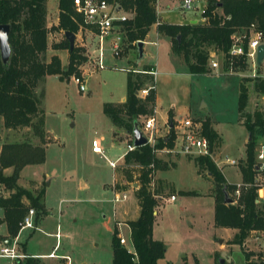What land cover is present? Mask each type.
<instances>
[{"label": "rangeland", "instance_id": "obj_1", "mask_svg": "<svg viewBox=\"0 0 264 264\" xmlns=\"http://www.w3.org/2000/svg\"><path fill=\"white\" fill-rule=\"evenodd\" d=\"M181 3V0H170L172 10L166 16L169 20L198 19L206 0H193L188 8H182ZM51 6L49 4L48 8ZM252 31V28L239 29L234 37L243 33L250 36ZM147 40L156 44L147 42L144 45L140 64H136V47L126 55L122 50L119 57H112L107 49L105 67L86 77L82 92L64 74L62 79L46 75L37 83L35 92L43 113L44 130L53 141L45 146L44 161L24 166L17 183L33 195L43 190V204L52 215L48 214L35 229L20 230L15 244L18 253L26 256L53 249L55 257L37 258L38 264H110L114 228L118 238L121 235L126 240L121 245L132 252L125 222L138 216L133 196L136 181L127 183L117 166L122 163L119 156L126 149V141L130 142L131 133L122 128L127 140L121 136L111 140L112 131L117 128L101 109L104 102H115L122 92L125 93V68L139 69L150 64L155 70L153 117L158 127L156 134L163 137L171 128L175 140L178 130L175 126L182 119L199 121L201 128L202 121L208 120L222 140L221 144L212 146L211 160L227 180L239 179L238 165L245 158L248 137L237 111L239 83L247 90L244 110L263 112V93L253 88L250 64L240 65L236 58L230 63L226 54L208 47L207 72L188 73L182 57L170 50L166 36H157L151 29ZM170 40L169 37V43ZM48 42L51 45L50 39ZM43 59L46 60V54ZM209 60L216 61L218 67L210 68ZM253 70L264 79V59ZM167 113H171L172 122L167 118L163 123ZM149 116L139 115L138 123ZM100 137L102 152L95 153L91 150V141ZM22 140L37 143L28 127L6 129L0 118V145ZM158 156L172 165L155 171L150 184V190L156 194L152 237L162 241L165 248L157 264H214L221 258L223 264H246L241 248L254 255L264 252L261 251L264 250L263 230L243 240L240 246L233 242V233L213 225L214 184L205 169L197 174L192 156L174 151H162ZM225 157L237 164H223ZM109 161L116 163L115 168ZM115 184L119 190L113 187ZM0 190L2 197L10 192L1 185ZM170 195L175 199L169 200ZM221 238L223 243L219 244L217 241ZM254 255L251 259L258 260ZM15 263V259L0 258V264Z\"/></svg>", "mask_w": 264, "mask_h": 264}, {"label": "trees", "instance_id": "obj_2", "mask_svg": "<svg viewBox=\"0 0 264 264\" xmlns=\"http://www.w3.org/2000/svg\"><path fill=\"white\" fill-rule=\"evenodd\" d=\"M114 1L123 10L132 13L121 26L126 41L134 42L135 46L137 40H143L149 26L156 23V31L171 38L169 48L175 55L182 57L188 73L207 72L206 63L210 55L207 48L211 47L226 54L231 42L230 36L239 29L252 28L261 32L264 38V0H206L200 11L202 22L181 24L158 22L154 0ZM44 4L45 0H0V24L9 26V54L5 62L0 59V118L4 128L28 127L37 139V143L22 140L0 145V185L10 191L7 196L0 197V221L5 224L6 237L11 239L17 235L19 223L28 208L34 210V223L41 215H45L43 190L33 195L17 184L20 170L26 165L42 163L45 146L53 141V137L44 130L43 113L38 107L39 99L35 92L37 83L45 75L53 74L62 79L63 74L65 77L78 74V66L85 60L80 47L73 45L68 49L65 37L62 41L51 44L53 49H67L65 68L61 67L56 55H51L48 61L43 59L47 48ZM57 9L56 28L75 33L80 17L74 12L71 0H57ZM238 63L243 65L241 59ZM149 67L144 65L136 72L125 68L124 101L102 104V112L110 122L127 133H131L132 123L137 121L139 115L153 114V77L139 71ZM143 86H148L147 95L139 98L135 95V90ZM253 88L264 94V79L254 78ZM246 100V87L239 83L237 111L239 122L247 129L249 139L245 142V158L238 165L241 182L237 197L233 196L236 185L225 181L209 156L199 155L192 159L197 174L205 169L214 184L213 225L235 229L233 242L240 246L251 231L264 229V204L254 202L256 192L251 183L254 172L253 147L264 137V112H246ZM167 118L172 122L171 113H167ZM202 134L208 140L209 150L213 145L219 144L220 138L208 120L202 121ZM172 143L173 134L170 128L167 135L156 138L153 146L146 143L123 153L122 163L117 165L118 171L127 183L136 181L133 196L138 206V216L125 222L132 252L119 243L116 229L112 230L110 264H157V260L163 256L164 243L151 236L156 194L150 190V184L155 171L172 165L156 158L155 152L162 148H171ZM8 167L11 168L10 173L3 174V170ZM113 187L118 189L116 184ZM225 195L230 198V203L224 201ZM240 250L246 264H264V252L254 255L242 248ZM253 255L258 260H252ZM15 264H38V260L37 257L25 256L22 261L16 259Z\"/></svg>", "mask_w": 264, "mask_h": 264}, {"label": "built area", "instance_id": "obj_3", "mask_svg": "<svg viewBox=\"0 0 264 264\" xmlns=\"http://www.w3.org/2000/svg\"><path fill=\"white\" fill-rule=\"evenodd\" d=\"M181 7L188 8L192 5L193 0H181ZM71 4L74 12H76L80 17L79 27H84L87 29L96 30L97 36V49L95 55L88 60L92 69L103 68V38L109 35L114 30H121V26L128 17L123 12H118L115 9V5L107 0H71ZM250 30V28H249ZM231 42L230 46L226 52V57L231 63L232 58L237 60L241 59L245 64L247 62L250 64L251 74L250 77L257 78L260 77L254 67L257 63V48L260 44H264V38L261 32L252 31V35L241 34L238 37H234V33L230 36ZM110 53L111 56L116 57L122 51V38L119 33H117L110 41ZM264 59V57H263ZM262 59V60H263ZM208 66L210 68H217L218 64L214 60H209ZM131 72H136L138 69H127ZM143 73H147L154 77L155 70L149 67L147 70H139ZM90 73L89 70L85 71V74ZM71 80L77 86L78 91L82 92L85 90V77L79 71L78 74H72L69 76ZM148 86H143L135 90V95L139 98H144L147 95ZM262 100V111L264 112V95H261ZM153 116L147 117L141 124H139V129L142 135L146 138V143L153 146L156 140V128L154 125ZM177 127V132L175 134V140H173L170 151L177 152L182 155L188 156H199L207 155L210 157V150L207 138L202 134V128L199 121H193L189 118H184L175 126ZM134 146L131 143L126 144V151L133 149ZM91 150L95 153H101V147L96 139L91 141ZM224 164L235 165L237 162L233 159L224 158ZM114 161H109V165L113 168L115 167ZM253 178L252 185L254 187V192H256V203H264V137L257 142L253 147ZM240 184V183H239ZM233 191V196L238 195V186ZM123 196V194H122ZM0 197H2L0 190ZM169 200H173L174 196L170 195ZM33 208H28L27 212L24 214L22 220L19 223V230L34 228L33 224ZM264 238V232L262 234ZM15 240H11L10 245H5L0 243V258H7L10 260L23 258L26 255L18 253L16 249ZM119 243L123 244V237H119ZM49 257L54 256L53 253L48 254ZM64 258L68 259L66 256ZM69 264V263H68Z\"/></svg>", "mask_w": 264, "mask_h": 264}, {"label": "crops", "instance_id": "obj_4", "mask_svg": "<svg viewBox=\"0 0 264 264\" xmlns=\"http://www.w3.org/2000/svg\"><path fill=\"white\" fill-rule=\"evenodd\" d=\"M49 0H45V27H46V30H47V33H46V43H47V48H46V51H45V54H46V61L49 60V57L51 55H56L58 58H59V61H60V65L61 67H63L64 65H66L67 63V49H62V48H58V49H53L51 48V45H50V42H48V40L50 39L52 42L51 44H54V43H58L60 41H62L63 37H64V31H62L61 29H57L56 28V25H57V21H58V9H57V0H50V2L48 3ZM112 4L115 5V9L118 11V12H123L124 14L128 13L127 17H131L132 16V13L130 11H126V10H123L122 7L118 4V2H113V1H110ZM169 2L170 0H154V4H155V13H156V19L158 22H165V23H172V24H181V23H196V22H202L203 21V18L200 16L198 19H194V18H186V19H183L181 21H171L169 20L167 16V14H170V11L172 10L170 7H169ZM49 4H52L51 8H48V5ZM201 11V10H200ZM166 14V15H165ZM156 23H153L149 26L148 28V31L146 32L143 40H141L143 42L142 44V57L140 59H137L136 61V64H140V60L144 57V45L147 43V42H151L153 44H156L155 41H148L147 38H148V32L149 30L153 29L155 31V35L157 36H161L163 34H160L156 31ZM121 32H123L122 28L120 30ZM118 31V30H114L112 31L109 35H106L104 38H103V68L105 67V60H106V50H110V41L111 39L113 38V36H115L117 33L120 34V36L122 37V40L124 39L125 41H122V50L125 51V53L123 55H126L133 47H136V46H133L134 42H128L126 41L125 39V35H121V32ZM124 33V32H123ZM74 34V39H73V45L74 46H77V47H80L83 51V54L85 55V60L78 66V71H80L84 77H85V80H86V77L90 76L91 74H93L94 72H96L97 70H101V69H92L91 65L88 63V60L90 58H92L94 55H95V52H96V49H97V36H96V30L94 29H87V28H84V27H79V23H78V28L76 30ZM163 36H166V35H163ZM167 40H168V45L170 47V43H169V37L166 36ZM122 52V51H121ZM111 55V53H110ZM113 57V56H112ZM116 57H119V56H116ZM146 65V64H144ZM148 66L152 67V65L148 64ZM112 67H116V65L113 63L112 64ZM119 68H122V67H119ZM142 68V67H141ZM153 68V67H152ZM140 69V68H139ZM86 70H89L90 73H87L85 74V71ZM79 73V72H78ZM53 75V74H52ZM46 76V75H45ZM53 76H56L57 75H53ZM44 78V77H43ZM154 78V77H153ZM68 79V78H67ZM264 95V94H263ZM125 99V93H121L118 97V99L115 101V102H122L124 101ZM154 104H155V98H154ZM155 106V105H154ZM154 113H155V110L153 108V114L152 116H154ZM154 118V117H153ZM167 119V116L164 117V120H163V123L165 122V120ZM154 125H155V128H156V133H158V127L156 125V121H155V118H154ZM162 123V124H163ZM114 126V125H113ZM212 128H213V125L211 124ZM117 130H113L112 131V134H111V140H115V138L117 139V137H120L121 138H124L125 140H127L124 135H125V131L120 128V127H117ZM215 130V128H213ZM216 131V130H215ZM115 132L117 133L116 135H113L115 134ZM217 133V131H216ZM218 134V133H217ZM162 134H156V137H161ZM219 136V134H218ZM220 138V136H219ZM101 139V137L99 139H96L99 143V140ZM120 139V138H118ZM247 140V139H246ZM222 140L220 138V144H221ZM246 142V141H245ZM129 143L126 141V144ZM100 145V144H99ZM102 150V148H101ZM126 151V149H125ZM124 151V152H125ZM162 151H170L169 148H162V149H159L155 152V157L168 163L167 161L163 160L161 158V156H158L159 152H162ZM123 152V153H124ZM172 152V151H171ZM123 155V154H122ZM121 156L120 159H121ZM117 157V158H119ZM118 162V161H117ZM169 162H172L169 160ZM224 164V163H223ZM227 165V164H226ZM9 171H11V168H5L3 170V174L5 175H8ZM155 173V172H154ZM199 175V174H198ZM224 177V176H223ZM225 181L227 183H230V184H239L241 182V176H240V172H239V179L237 181H229L227 180L225 177H224ZM18 184V183H17ZM116 192H123V191H116ZM114 192V193H116ZM113 193V194H114ZM123 194V193H122ZM105 196V195H104ZM124 196V194H123ZM175 199V197H174ZM173 199V200H174ZM136 202V200H135ZM261 204H264V203H261ZM44 205V204H43ZM137 206V204H136ZM45 210L47 211V213L45 215H42L41 217H39V220L36 221V226L34 227V229L37 227V225H39L43 219L49 214V215H52L50 214V212L47 210V208L44 206ZM137 210H138V206H137ZM49 212V213H48ZM2 217V210L0 209V219ZM34 224V222H33ZM119 224V223H117ZM219 229L223 230V231H229L233 234H235L236 230L235 229H231V228H223V227H218ZM0 229H1V232H0V243H2V240L5 239V238H8L6 237V228H5V224L4 222H1L0 221ZM3 230V231H2ZM257 231H251L249 233V235L246 237L248 240L252 237V235L256 234ZM263 232H264V229H263ZM19 233V232H18ZM18 233L17 235L12 238L11 240H15L16 242V239H17V236H18ZM120 235V234H119ZM127 235H128V239H129V231H128V227H127ZM121 236V235H120ZM151 236H152V232H151ZM123 237V236H121ZM124 238V237H123ZM153 238V237H152ZM245 238V239H246ZM244 239V240H245ZM254 239H256V237H254ZM124 241L125 238H124ZM130 241V240H129ZM219 244L223 243L222 242V238L221 239H218L217 241ZM131 250H132V247H131ZM261 251H264V250H261ZM26 252V251H25ZM54 253L53 252V249H50L48 251H42V252H33V253H28V254H31L32 257H37V258H52V257H55L54 256H51L49 257L48 254L49 253ZM222 260V258L220 259ZM158 261V260H157ZM223 261V260H222ZM221 261V262H222ZM219 261V263H221Z\"/></svg>", "mask_w": 264, "mask_h": 264}, {"label": "water", "instance_id": "obj_5", "mask_svg": "<svg viewBox=\"0 0 264 264\" xmlns=\"http://www.w3.org/2000/svg\"><path fill=\"white\" fill-rule=\"evenodd\" d=\"M8 31H9L8 24H0V59L2 62H5L7 60V57L9 54V46L7 42ZM64 37L68 43V49H71L73 46L74 34L69 31H64ZM176 38L178 39L179 36H176ZM142 44L143 42L141 40H137L135 42L137 59H140L142 57ZM263 57H264V44H260L257 48V63L258 64L261 63ZM170 126H171V123H169L168 127ZM248 139H249V135L247 137V140ZM131 143L134 147L146 144V138L142 135L139 129L138 121H134L132 123ZM224 201L227 203L231 202L230 198H227L226 195H225ZM2 243L5 245H10L11 238L3 239ZM219 261L221 262L222 260H219Z\"/></svg>", "mask_w": 264, "mask_h": 264}]
</instances>
